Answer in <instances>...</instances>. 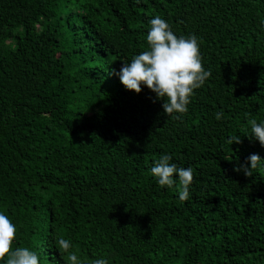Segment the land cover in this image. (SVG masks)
Segmentation results:
<instances>
[{
	"label": "trees",
	"instance_id": "trees-1",
	"mask_svg": "<svg viewBox=\"0 0 264 264\" xmlns=\"http://www.w3.org/2000/svg\"><path fill=\"white\" fill-rule=\"evenodd\" d=\"M157 15L212 73L179 119L114 74ZM249 119L264 122V0H0V212L40 264H69L59 238L83 264H264V161L234 170L264 159ZM163 154L193 169L186 201L151 174Z\"/></svg>",
	"mask_w": 264,
	"mask_h": 264
},
{
	"label": "clouds",
	"instance_id": "clouds-1",
	"mask_svg": "<svg viewBox=\"0 0 264 264\" xmlns=\"http://www.w3.org/2000/svg\"><path fill=\"white\" fill-rule=\"evenodd\" d=\"M150 25L147 34L149 49L136 55L130 63L123 62L119 72L114 74L129 91L140 94L142 86H146L156 94L157 99L164 101V113L172 119H179L180 115L188 111L195 90L202 87L212 73L203 67L199 41L194 34L178 37L170 24L158 15L151 19ZM222 115V112L216 113V119L220 120ZM248 123L252 133L249 138H254L264 146V122L249 119ZM228 143L233 145L242 141L237 135L231 137ZM171 160L170 155H161L151 168V174L162 188L177 186L178 176L179 199L186 201L190 196V186L194 183L193 169L178 167L175 163H170ZM262 161L264 159L258 154H251L243 165L234 170L243 171L245 176L251 177L262 165ZM17 233L16 225L5 213L0 212V261L3 264H40L35 251L28 247H14ZM57 246L69 264H83L78 255L71 251L70 240L59 238ZM93 264H108V260L96 259Z\"/></svg>",
	"mask_w": 264,
	"mask_h": 264
},
{
	"label": "rangeland",
	"instance_id": "rangeland-1",
	"mask_svg": "<svg viewBox=\"0 0 264 264\" xmlns=\"http://www.w3.org/2000/svg\"><path fill=\"white\" fill-rule=\"evenodd\" d=\"M80 115H83V112H80Z\"/></svg>",
	"mask_w": 264,
	"mask_h": 264
}]
</instances>
